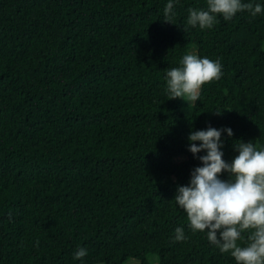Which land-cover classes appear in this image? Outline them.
<instances>
[{"label": "trees", "instance_id": "1", "mask_svg": "<svg viewBox=\"0 0 264 264\" xmlns=\"http://www.w3.org/2000/svg\"><path fill=\"white\" fill-rule=\"evenodd\" d=\"M166 2L0 0V264H80V247L85 264H236L173 198L200 164L190 130L231 127L225 160L235 140L264 146V15L199 30L186 10L205 0L173 23ZM189 52L224 74L185 113L164 76Z\"/></svg>", "mask_w": 264, "mask_h": 264}, {"label": "clouds", "instance_id": "2", "mask_svg": "<svg viewBox=\"0 0 264 264\" xmlns=\"http://www.w3.org/2000/svg\"><path fill=\"white\" fill-rule=\"evenodd\" d=\"M179 3L167 0L163 21L173 23ZM186 11L188 27L210 30L220 16L227 22L238 12L246 11L253 18L264 15V0H205L203 7H188ZM222 68L218 59L185 53L178 66L166 69L164 91L171 99L180 97L195 104L201 100L203 85L221 79ZM222 133L232 137L233 129L209 125L189 131L188 150L200 164L191 169L187 184L177 185L173 199L186 214L191 231L204 233L220 253H230L236 264H264V146L252 140H235V155L225 160ZM186 238L183 226L174 229V242ZM87 254V249L80 247L72 259L85 264ZM129 264H135L134 259Z\"/></svg>", "mask_w": 264, "mask_h": 264}, {"label": "rangeland", "instance_id": "3", "mask_svg": "<svg viewBox=\"0 0 264 264\" xmlns=\"http://www.w3.org/2000/svg\"><path fill=\"white\" fill-rule=\"evenodd\" d=\"M193 51H194V50H193ZM185 99H187V98L185 97ZM191 106H192V103H191V102L188 103V101L184 100V102H183V106H182L183 111H184L185 113H188V112L190 111V109H191ZM183 158H184V156H181V157L177 158V160H182ZM132 259H134L135 264H139V260L136 259V258H128V259L124 262V264H129V261L132 260ZM147 260H148L150 263H157L158 260H159V258H158V256H157V254H155V253H149V254L147 255ZM100 264H103V263H100Z\"/></svg>", "mask_w": 264, "mask_h": 264}]
</instances>
